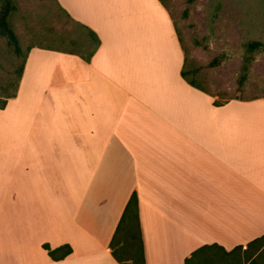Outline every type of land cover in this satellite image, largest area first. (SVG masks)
<instances>
[{"label": "crops", "instance_id": "0c3cea01", "mask_svg": "<svg viewBox=\"0 0 264 264\" xmlns=\"http://www.w3.org/2000/svg\"><path fill=\"white\" fill-rule=\"evenodd\" d=\"M53 2L85 38L69 43L90 30L100 45L88 62L32 46L0 109V264H119L109 243L133 192L146 264L264 235V97L215 105L188 84L159 0Z\"/></svg>", "mask_w": 264, "mask_h": 264}, {"label": "rangeland", "instance_id": "374dc122", "mask_svg": "<svg viewBox=\"0 0 264 264\" xmlns=\"http://www.w3.org/2000/svg\"><path fill=\"white\" fill-rule=\"evenodd\" d=\"M12 1L15 10L10 13L9 23L23 53L28 47L36 45L70 48L77 52L91 50L89 44L80 47L69 43L68 39L80 38V31L61 15L53 1ZM164 2L170 10L185 50L187 69L199 72L198 81L213 96L214 101L264 97V52L256 56L245 87L240 90L237 85L244 44L250 40H259L264 44V0ZM61 35L65 39L64 43L57 40ZM14 60L7 39L0 37L2 78ZM213 61H217L218 65L210 66Z\"/></svg>", "mask_w": 264, "mask_h": 264}, {"label": "trees", "instance_id": "16d2710c", "mask_svg": "<svg viewBox=\"0 0 264 264\" xmlns=\"http://www.w3.org/2000/svg\"><path fill=\"white\" fill-rule=\"evenodd\" d=\"M159 1L166 6L164 0ZM14 10L15 5L12 0H1L0 37L7 39V44L12 48L16 60H14L10 69L5 72L6 76L3 78L0 76V109H4L8 101L16 97L23 74L25 60L28 52L32 48L28 47L25 53L21 50L18 38L9 23L10 13ZM60 10L71 22H74L64 10ZM88 32L90 34L89 46L91 50L84 55V59L87 62L100 45L98 37L92 31L89 30ZM57 40L63 42L61 36H59ZM72 41L73 40H71L70 44L75 45L76 43ZM63 50L68 51L69 49ZM263 52L264 44L259 40H250L244 44V53L237 79L238 89L241 90L245 87L256 56ZM217 65L218 62L213 61L210 66L215 67ZM198 74L199 72L197 70L192 71L187 69V57L185 53V61L181 76L191 86L209 94L206 88L198 81ZM255 98L257 97L253 99ZM224 102L214 101V104L221 105ZM44 248L48 250V254L53 260H61L71 253V248L68 245L61 246L55 250H50L47 245H44ZM109 248L112 256L119 264H146L138 213V198L135 192L131 194L126 203L109 243ZM263 254L264 235L249 242L245 247L237 246L231 251H226L223 247L216 244L202 246L194 251L190 258L185 260V264H264ZM262 255L263 257L259 260Z\"/></svg>", "mask_w": 264, "mask_h": 264}]
</instances>
